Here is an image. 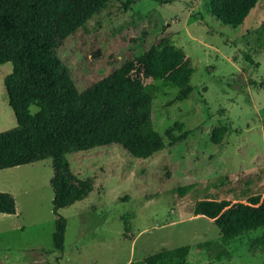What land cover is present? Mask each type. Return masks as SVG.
I'll return each mask as SVG.
<instances>
[{"label": "rangeland", "instance_id": "1", "mask_svg": "<svg viewBox=\"0 0 264 264\" xmlns=\"http://www.w3.org/2000/svg\"><path fill=\"white\" fill-rule=\"evenodd\" d=\"M263 24L264 0L236 27L211 15L210 0H107L72 35L55 37L78 91L165 40L192 68L190 92L177 99L172 78L143 80L164 141L151 156L133 158L118 144L66 155L64 185L82 198L59 210L62 252L52 241V159L0 169V192L16 204L14 214L0 213V264H147L185 245L183 259L161 264H264V244L253 242L264 227L222 243L213 219L192 212L198 199L264 196ZM11 70L0 65V132L16 126L4 87ZM218 127L225 130L216 144ZM168 133L185 136L170 143ZM187 184L192 190L179 194Z\"/></svg>", "mask_w": 264, "mask_h": 264}, {"label": "trees", "instance_id": "2", "mask_svg": "<svg viewBox=\"0 0 264 264\" xmlns=\"http://www.w3.org/2000/svg\"><path fill=\"white\" fill-rule=\"evenodd\" d=\"M129 1V0H128ZM258 0H210L211 15L223 24H242ZM107 0H0V65L12 64L4 78L9 107L16 126L0 132V169L52 159L53 214L57 216L52 241L55 250L64 248L66 220L59 210L82 198L78 188L67 189L62 170L66 155L99 146L118 144L133 158H147L164 147L163 137L153 128L151 98L143 80L172 78L181 86L177 99L190 92L187 85L192 68L184 53L167 43L151 46L132 56L114 72L78 91L55 51L54 38H66L84 26ZM264 32V24L261 26ZM245 58L249 61V57ZM264 86V82H260ZM35 106L36 110L31 111ZM224 127L212 131L219 143ZM173 136L170 143L183 139ZM194 184L177 188L181 195ZM14 197L0 192V213L14 214ZM194 215L213 219L222 243H228L251 230L264 227V196L247 197L245 202L198 199ZM253 242L264 244V233ZM189 246L157 252L147 264L183 259ZM58 259V257H57Z\"/></svg>", "mask_w": 264, "mask_h": 264}]
</instances>
